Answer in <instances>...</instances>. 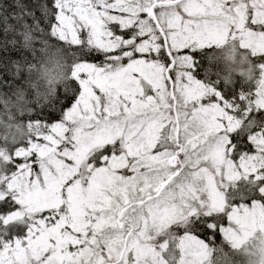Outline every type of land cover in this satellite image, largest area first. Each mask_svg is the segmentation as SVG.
Instances as JSON below:
<instances>
[{
    "label": "snow or ice",
    "instance_id": "snow-or-ice-1",
    "mask_svg": "<svg viewBox=\"0 0 264 264\" xmlns=\"http://www.w3.org/2000/svg\"><path fill=\"white\" fill-rule=\"evenodd\" d=\"M231 253L264 264V0H0V264Z\"/></svg>",
    "mask_w": 264,
    "mask_h": 264
},
{
    "label": "trees",
    "instance_id": "trees-1",
    "mask_svg": "<svg viewBox=\"0 0 264 264\" xmlns=\"http://www.w3.org/2000/svg\"><path fill=\"white\" fill-rule=\"evenodd\" d=\"M61 55V53H59L55 48L51 49L46 55H45V60L51 59V60H55L56 58H58ZM239 55V53H238ZM224 247V251L225 252H229L230 249L227 247V245H223ZM244 255L242 254H236V253H231L230 258H231V264H233L232 262L234 260H238L240 261L243 258Z\"/></svg>",
    "mask_w": 264,
    "mask_h": 264
},
{
    "label": "rangeland",
    "instance_id": "rangeland-1",
    "mask_svg": "<svg viewBox=\"0 0 264 264\" xmlns=\"http://www.w3.org/2000/svg\"><path fill=\"white\" fill-rule=\"evenodd\" d=\"M237 58H239L238 53H237ZM232 263L233 264H248V259L246 256H243V258L240 261L234 260Z\"/></svg>",
    "mask_w": 264,
    "mask_h": 264
}]
</instances>
